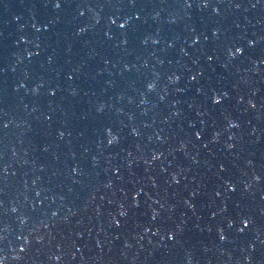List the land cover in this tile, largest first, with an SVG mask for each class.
<instances>
[{
    "label": "water",
    "instance_id": "water-1",
    "mask_svg": "<svg viewBox=\"0 0 264 264\" xmlns=\"http://www.w3.org/2000/svg\"><path fill=\"white\" fill-rule=\"evenodd\" d=\"M0 264H264V0H0Z\"/></svg>",
    "mask_w": 264,
    "mask_h": 264
},
{
    "label": "snow or ice",
    "instance_id": "snow-or-ice-1",
    "mask_svg": "<svg viewBox=\"0 0 264 264\" xmlns=\"http://www.w3.org/2000/svg\"><path fill=\"white\" fill-rule=\"evenodd\" d=\"M238 51H239V49H238ZM245 223H247V221H245Z\"/></svg>",
    "mask_w": 264,
    "mask_h": 264
},
{
    "label": "clouds",
    "instance_id": "clouds-1",
    "mask_svg": "<svg viewBox=\"0 0 264 264\" xmlns=\"http://www.w3.org/2000/svg\"><path fill=\"white\" fill-rule=\"evenodd\" d=\"M150 87H151V85H150Z\"/></svg>",
    "mask_w": 264,
    "mask_h": 264
}]
</instances>
